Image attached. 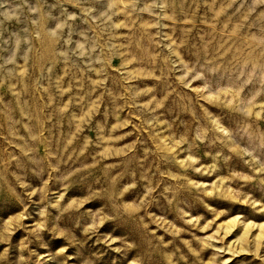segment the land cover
I'll use <instances>...</instances> for the list:
<instances>
[{
  "label": "rangeland",
  "instance_id": "obj_1",
  "mask_svg": "<svg viewBox=\"0 0 264 264\" xmlns=\"http://www.w3.org/2000/svg\"><path fill=\"white\" fill-rule=\"evenodd\" d=\"M0 264H264V0H0Z\"/></svg>",
  "mask_w": 264,
  "mask_h": 264
}]
</instances>
